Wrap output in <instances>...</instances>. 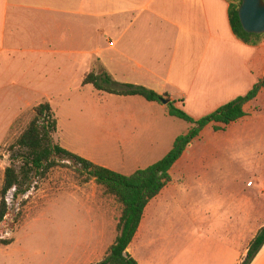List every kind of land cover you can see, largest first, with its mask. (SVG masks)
I'll return each instance as SVG.
<instances>
[{
	"label": "rangeland",
	"instance_id": "obj_1",
	"mask_svg": "<svg viewBox=\"0 0 264 264\" xmlns=\"http://www.w3.org/2000/svg\"><path fill=\"white\" fill-rule=\"evenodd\" d=\"M31 21L32 46L45 48L43 36L58 33L66 39L54 37L52 46L71 50V21ZM92 91L82 86L69 53L0 56V190L13 157L21 165L11 145L44 101H50L58 119L56 142L101 165L119 162L114 149L119 139L112 134L119 132L120 122L103 119V105L96 107ZM253 103L257 107L250 118L220 131L211 123L191 143L194 160L182 173L173 172L167 192L148 209L130 245L133 257L142 263L152 255L167 258L183 241L214 237L216 211L232 203L241 211L248 205L264 209V99ZM26 187L16 196L20 210L9 208L0 223V264H96L105 257L118 234L122 206L74 160L58 157L46 175L32 174Z\"/></svg>",
	"mask_w": 264,
	"mask_h": 264
},
{
	"label": "crops",
	"instance_id": "obj_2",
	"mask_svg": "<svg viewBox=\"0 0 264 264\" xmlns=\"http://www.w3.org/2000/svg\"><path fill=\"white\" fill-rule=\"evenodd\" d=\"M32 17L71 21V50L52 46L54 37L66 39L58 33L43 36L45 48L32 46ZM26 52L71 55L82 86L94 90L98 109L103 105V119L120 122L119 132L112 134L119 139V149H114L120 160L102 166L124 174L163 158L192 124L185 126L169 115L163 102L84 84L87 74L106 72L117 84L167 95L195 119L245 95L264 79V39L253 46L235 35L227 0H0V56ZM263 99L264 88L245 104L247 115L239 122L256 112L254 101L261 104ZM193 160L188 146L170 170L172 180L147 205L142 222L150 206L167 192L173 172L182 173ZM216 213L214 237L183 241L167 258L152 255L143 263L137 258L139 264H241L264 227V209L254 211L248 205L241 211L238 203H232ZM128 252L133 256L131 246ZM250 264H264V244Z\"/></svg>",
	"mask_w": 264,
	"mask_h": 264
},
{
	"label": "trees",
	"instance_id": "obj_3",
	"mask_svg": "<svg viewBox=\"0 0 264 264\" xmlns=\"http://www.w3.org/2000/svg\"><path fill=\"white\" fill-rule=\"evenodd\" d=\"M229 16L235 35L243 42L257 46L264 39V33H249L245 31L239 17L242 0H227ZM84 84L92 83L97 89L119 95H140L149 101L159 103L167 98L158 92L144 86L133 84H117L111 76L103 72H91L86 75ZM264 88V79L259 80L245 95L225 103L212 113L199 119L193 118L174 101L167 103L168 113L192 124L191 128L176 137L172 149L160 160L146 168H139L131 174H124L106 166L94 163L82 157L55 141L54 133L58 130V119L50 101L39 103L35 107V114L29 125L11 145V149L18 155L21 165L18 168L13 157L6 167L4 182L0 190V222L8 213L5 197L13 187H17V195H24L27 191L31 175L44 176L56 166L57 158L74 160L81 170L102 187L104 193L113 196L122 206L121 217L117 225L118 234L109 246L105 257L96 264H139L128 248L135 239L144 213L149 202L155 198L172 180L170 170L184 151L197 138L202 130L213 123V129L220 131L247 115L244 106L255 99ZM264 244V227H262L252 241L248 254L241 264H250ZM126 252V254H124Z\"/></svg>",
	"mask_w": 264,
	"mask_h": 264
},
{
	"label": "water",
	"instance_id": "obj_4",
	"mask_svg": "<svg viewBox=\"0 0 264 264\" xmlns=\"http://www.w3.org/2000/svg\"><path fill=\"white\" fill-rule=\"evenodd\" d=\"M239 17L245 31L249 33H264V0H242L239 8ZM168 101L165 98L162 100L165 104Z\"/></svg>",
	"mask_w": 264,
	"mask_h": 264
},
{
	"label": "built area",
	"instance_id": "obj_5",
	"mask_svg": "<svg viewBox=\"0 0 264 264\" xmlns=\"http://www.w3.org/2000/svg\"><path fill=\"white\" fill-rule=\"evenodd\" d=\"M16 195H17V187L16 186H13L6 194V197H5V200H6V203L8 205V210L9 208L11 207H15L17 211L20 210V203L18 201H16ZM8 214V213H7ZM6 214V216H7ZM5 216V218H6ZM4 218V219H5ZM3 222V221H2ZM1 223V222H0ZM1 234L3 235H8V232L6 231H1Z\"/></svg>",
	"mask_w": 264,
	"mask_h": 264
}]
</instances>
